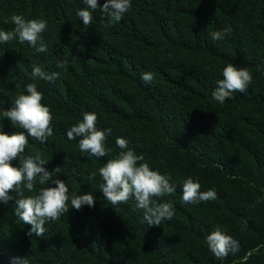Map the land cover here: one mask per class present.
<instances>
[{
    "label": "trees",
    "instance_id": "1",
    "mask_svg": "<svg viewBox=\"0 0 264 264\" xmlns=\"http://www.w3.org/2000/svg\"><path fill=\"white\" fill-rule=\"evenodd\" d=\"M131 4L120 22L106 26L96 11L84 26L76 15L87 7L83 0H0V30L14 28V14L48 22L46 52L18 38L0 44V131H25L3 111L29 83H36L53 116V135L44 144L29 136L25 153L11 163L19 167L24 155L39 153L49 172L60 171L44 185L37 180L36 190L60 179L70 192L95 197L94 207L79 211L69 202V212L46 223L43 237L28 235L31 226L15 216L14 199L0 202V264L18 256L30 264H264V0ZM224 29V39H211ZM58 59L66 67L58 68ZM34 63L59 72L58 79H33ZM228 63L247 68L253 80L221 104L212 92ZM143 72L153 73L150 85L140 79ZM84 112L96 113L98 129H112L105 157L82 153L80 137L67 138ZM117 137L144 156L138 163L177 185L157 201H174L171 221L149 226L134 198L116 206L105 200L98 170L121 151ZM189 176L200 191L214 188L217 199L184 204L181 184ZM257 199L262 202L253 206ZM217 226L240 244L223 261L206 243Z\"/></svg>",
    "mask_w": 264,
    "mask_h": 264
},
{
    "label": "clouds",
    "instance_id": "2",
    "mask_svg": "<svg viewBox=\"0 0 264 264\" xmlns=\"http://www.w3.org/2000/svg\"><path fill=\"white\" fill-rule=\"evenodd\" d=\"M87 6L77 11L76 15L89 26L93 21V13L99 11L107 21L106 26L120 22L131 8V0H105L103 5L99 0H83ZM11 21L14 28L11 31L0 30V44L17 40L23 44L27 42L37 52H46L48 46L43 42L42 34L47 30L46 19H28L23 15H12ZM228 30H217L210 33L213 41L222 40ZM67 61L58 59L57 67H66ZM31 75L33 79L54 82L58 79L59 72L48 73L38 64L32 65ZM223 79L216 81L212 92V98L223 104L227 100L234 99L233 93H245L252 83L253 77L247 68H238L228 63L222 70ZM140 79L145 84H151L154 75L151 72H143ZM43 93L38 90L36 83L26 85V94H18L13 99V105L3 111V117L11 121L12 125L26 131L15 132L8 135L0 131V202L8 204L15 200V216L30 225L28 235L35 234L43 237L46 232L45 225L48 222L57 221L69 212L71 208L77 211L84 206L94 207L95 197L91 192L83 195L69 191L67 184L60 179L53 180L56 187H41L35 189L37 180L44 185L52 180L60 171V167L51 172L45 165L48 163L37 153L35 156L24 155L19 167H14L12 161L25 153L28 137L44 144L53 135L51 123L53 116L49 106L42 103ZM98 117L94 112H84L81 122L73 125L66 133L69 140L80 137L79 149L82 153H89L97 158L107 156L112 149L105 147V141L112 133L111 128L100 130L97 128ZM2 127V126H0ZM115 144L121 151L113 159H109L99 168V175L103 181L100 190L106 201L111 205L127 204L134 198L136 206L143 210V220L149 226H160L162 221H171L174 217V201L158 203L160 198L171 196L177 185L171 182V177L154 171L148 163H138L144 160L143 155H138L128 147L129 142L117 137ZM93 172L89 179L95 178ZM198 180L189 176L181 184L182 202L184 204H198L200 202L217 199L216 190L200 191ZM25 190L30 195H25ZM16 193V196L10 193ZM35 193V194H32ZM155 198V199H154ZM257 199L255 204L261 203ZM209 251L223 261L230 253L239 251L240 244L233 237L225 234L220 226H217L206 237ZM11 264H30L29 258L12 257Z\"/></svg>",
    "mask_w": 264,
    "mask_h": 264
}]
</instances>
